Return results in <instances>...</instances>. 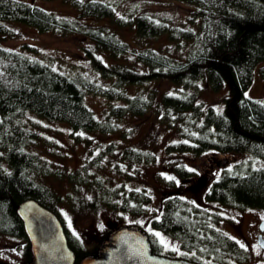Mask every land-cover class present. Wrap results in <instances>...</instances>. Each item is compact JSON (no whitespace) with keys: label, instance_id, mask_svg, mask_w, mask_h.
<instances>
[{"label":"trees","instance_id":"1","mask_svg":"<svg viewBox=\"0 0 264 264\" xmlns=\"http://www.w3.org/2000/svg\"><path fill=\"white\" fill-rule=\"evenodd\" d=\"M63 1L70 2L78 16L46 9L33 0H0V34L13 35L14 22L32 26L39 32L83 34L97 49L113 57L133 54V62L141 69L132 63L107 64L87 49L91 65L100 76L111 80V84L105 86L59 71L49 62L30 55L29 51L0 45V232L24 239V254L30 259L29 241L16 213L22 200L33 197L59 216L57 207L62 200H66L74 212L105 209L112 213L135 214L145 210L150 198L145 187L126 188L123 181L112 183L113 178L98 173L96 163L91 162H84L72 172L54 171L60 177L66 176L71 185L70 191L61 197L43 180L51 172L49 162L30 148L34 139L33 115L67 122L74 131L111 132L116 129L112 118L155 113L164 122L180 127L181 139L169 143V151H191L207 158L206 165H200V173L194 167L174 163L172 166L181 184L189 182L188 188H202L206 201L241 209H264V167L253 166L245 172L232 167L248 159L247 154L249 161L252 156L264 159V103L244 94L252 82L255 66L264 61V0H179L195 5L192 15L200 18L198 31L169 26L166 21H157L147 14L134 17L135 31L139 35L166 34L172 40H191L189 47L182 43L187 45V52L181 58L150 46L130 47L108 29L106 23L84 20V17L109 19L118 26L132 25V18L116 14L108 1ZM260 72L264 75V65ZM229 73L241 90L237 99H233L235 89L231 87ZM162 79L174 87L163 91L157 99L154 89L139 90L135 94H129L126 89L129 84ZM201 81L212 90L229 83L232 95L225 97L224 109L218 111L197 99ZM86 92L108 99L105 117H97L85 103ZM106 151L116 152L113 144H109ZM119 153L123 159L133 162H146L151 157L132 146ZM237 155L245 156L240 160ZM214 157L216 161L212 162ZM219 166L224 167L205 187L203 183ZM172 178V181L169 178V186L176 180ZM217 222V211L200 207L173 192L162 195L159 213L149 220V225L180 240L181 258L201 264H237L246 259L247 249L216 228L213 224ZM64 228L77 261L97 252V246L84 247L65 224ZM147 235L152 252L163 254L161 245Z\"/></svg>","mask_w":264,"mask_h":264},{"label":"rangeland","instance_id":"2","mask_svg":"<svg viewBox=\"0 0 264 264\" xmlns=\"http://www.w3.org/2000/svg\"><path fill=\"white\" fill-rule=\"evenodd\" d=\"M33 1L46 9L57 11L63 15L78 16L77 9L70 2L63 0ZM103 1L112 3L116 14L123 15L125 18H132L133 26H118L109 19L96 20L84 17V20L92 23H106L105 26L113 30L116 36L127 41L130 47L150 46L172 57L181 58L187 52V45L182 43H187L189 47V41H191L172 40L166 34L157 36L137 34L134 17L139 14L150 15L157 21H166L169 26H179L194 31L200 29V18L192 15L195 5L191 3L179 0ZM12 26L15 33L13 35L0 34V45L11 49L29 51L30 55L44 60L45 63L49 62L55 69L74 77L88 78L105 86L111 84L110 79L100 76L99 72L91 65L87 58V49H91L96 56L107 64L116 61L124 64L132 63L141 69V66L133 62V54L127 53L113 57L106 51L97 49L95 43L83 34L63 35L56 32H39L32 26L17 22H14ZM263 65L264 61L255 66L252 82L244 90V94L264 103V75L260 72ZM173 87L174 85L168 80L162 79L143 84H129L126 89L129 94L140 92L139 90L154 89L157 99V96L163 91ZM229 95L232 93L228 82H225L219 90H212L202 82L197 99L206 105H213L215 109L221 111L225 107V97ZM85 103L97 117L106 116L109 101L104 96L86 92ZM112 120L116 129L111 132H102L98 130L74 131L64 121L47 120L36 115H33L32 118L34 139L30 148L49 162L51 172L43 177V180L61 197L64 198L66 193L70 191L71 185L66 176L60 177L54 171L72 172L81 167L84 162L96 163V171L104 176L112 177V183L123 181L126 188L145 187L146 192L150 195L145 203V210L135 214L112 213L105 209H87L74 212L68 202L62 200L57 207L58 214L67 230L78 237L84 247L89 249H94L95 246L99 247L105 234L119 227V225L133 224L141 227L153 239L155 238V241L164 249L161 253L171 257H181L183 248L180 240L164 231L153 229L149 225V220L159 213L162 195L178 192L196 202L200 207L217 211L219 222L213 225L236 239L247 249L246 259L237 264H264V248L258 244L256 239V233L259 231L258 222L264 218L263 208L247 207L241 209L216 201H206L202 188L195 186L188 188L189 182H185V185L181 184V180L176 177L172 166L174 163H183L188 167H194L200 173L199 167L203 165L200 160L207 159L204 154L198 155L191 151L177 153L168 150L169 143L181 139L179 126L164 122L155 113L154 115L150 113L144 117L126 114L120 118H112ZM109 144L114 145L115 154L106 151ZM128 146L151 154L150 159L146 162L143 160L133 162L123 159L119 152ZM101 153L102 155H99ZM237 156L242 160L245 155ZM246 156L248 159L232 164L235 171L245 172L253 166L264 167V159L252 156V160L249 161L250 155L247 154ZM213 161H216V157L212 158ZM223 167L219 166L211 171L212 174L203 183L205 187L210 184L214 177L219 175ZM116 168L119 172H116ZM172 177L176 180H174V185L169 186L168 181L169 178L172 181ZM81 192L84 195V190ZM28 259L24 254V239L0 232V264H26Z\"/></svg>","mask_w":264,"mask_h":264},{"label":"water","instance_id":"3","mask_svg":"<svg viewBox=\"0 0 264 264\" xmlns=\"http://www.w3.org/2000/svg\"><path fill=\"white\" fill-rule=\"evenodd\" d=\"M233 99L241 90L230 73ZM29 241L31 257L26 264H201L181 257L152 252L147 233L136 225H122L112 230L100 243L97 252L76 260L64 224L52 209L33 197L22 200L16 208ZM258 244L264 248V218L258 225Z\"/></svg>","mask_w":264,"mask_h":264},{"label":"flooded vegetation","instance_id":"4","mask_svg":"<svg viewBox=\"0 0 264 264\" xmlns=\"http://www.w3.org/2000/svg\"><path fill=\"white\" fill-rule=\"evenodd\" d=\"M200 162H202L203 165H206V163H205V159L200 160ZM201 167H202V166H200L199 169H200ZM262 219H263V218H262ZM259 221H260V220H259ZM258 225H259V222H258ZM258 233H259V231L256 233V239H257ZM263 235H264V231H263Z\"/></svg>","mask_w":264,"mask_h":264}]
</instances>
